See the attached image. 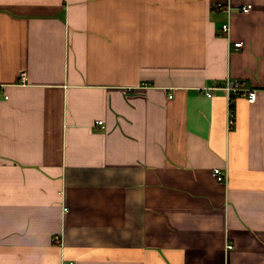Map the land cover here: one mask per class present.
<instances>
[{
    "label": "crops",
    "instance_id": "crops-1",
    "mask_svg": "<svg viewBox=\"0 0 264 264\" xmlns=\"http://www.w3.org/2000/svg\"><path fill=\"white\" fill-rule=\"evenodd\" d=\"M0 97V264H264V0H0Z\"/></svg>",
    "mask_w": 264,
    "mask_h": 264
},
{
    "label": "built area",
    "instance_id": "built-area-1",
    "mask_svg": "<svg viewBox=\"0 0 264 264\" xmlns=\"http://www.w3.org/2000/svg\"><path fill=\"white\" fill-rule=\"evenodd\" d=\"M252 8H253L252 4H248L246 6H243L240 10L243 13H248L249 11H251ZM227 9H228L229 12L231 11V7L230 6H228ZM222 31L225 34L229 33V31H230L229 22H226V23H224L222 25ZM234 46L236 48H239V47L243 46V43L242 42H235ZM24 77H25V73H23V78ZM224 89H225V91L227 93V99H228V126H229V128H231L232 125L235 122V119H234V116H233V108H232V103H233L234 97L236 95H240V96L246 98V100L249 103H254L256 101V99H257V96H258V90L255 89V88H251V89L245 88L241 84V82H239L238 80L227 81L225 86H224ZM211 95L212 94L209 92L208 96H211ZM6 98H8L7 95L5 96V99ZM0 99H1V97H0ZM98 124L102 125V121H99ZM214 175H215L216 179L219 182L227 181V178H228L227 174L223 173L220 168H215L214 169ZM55 238L57 240L61 239L59 236H56ZM229 247H232V246H229Z\"/></svg>",
    "mask_w": 264,
    "mask_h": 264
},
{
    "label": "bare ground",
    "instance_id": "bare-ground-1",
    "mask_svg": "<svg viewBox=\"0 0 264 264\" xmlns=\"http://www.w3.org/2000/svg\"><path fill=\"white\" fill-rule=\"evenodd\" d=\"M3 100V99H2Z\"/></svg>",
    "mask_w": 264,
    "mask_h": 264
}]
</instances>
